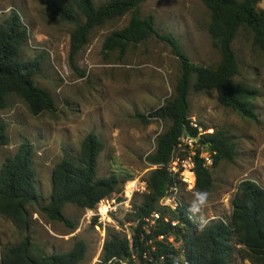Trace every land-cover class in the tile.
Here are the masks:
<instances>
[{
  "label": "rangeland",
  "instance_id": "obj_1",
  "mask_svg": "<svg viewBox=\"0 0 264 264\" xmlns=\"http://www.w3.org/2000/svg\"><path fill=\"white\" fill-rule=\"evenodd\" d=\"M48 1L0 0V24L16 10L27 26L29 40L21 56L25 60L43 58V73L34 78V83L52 94L57 107L55 112L33 115L22 99L10 95L7 107L0 109V122L7 127L9 140L7 145H0V169L7 157L29 141L34 146L39 194V202L28 205V232L0 215V264L3 252L27 237L36 258L67 253L83 240L87 252L82 264L101 261L108 234L131 240L137 225L132 220L134 206L147 192L146 180L154 168L147 158L155 151L157 138L169 127L168 122L156 119L145 123L138 114L149 116L171 99L179 77L177 58L156 37L130 47L124 56L114 52L104 57L106 37L127 26L130 14L94 29L88 44L72 61L71 34L75 26L53 15ZM106 1L95 0L97 5ZM258 9L264 10V0ZM141 15H153L157 31L174 35L193 63L215 67L220 62V52L208 32L210 11L201 0H150L141 5ZM233 48L240 65L234 80L258 91L252 104L256 119H244L222 106L215 92L192 90L189 95V119L200 135L222 132L234 147L232 161L210 166L214 183L203 212L210 222L222 220L228 224L239 183L251 179L264 188V52L255 46L253 34L244 29L239 31ZM91 132L105 143L98 159V176L115 173L121 180H129L121 193L102 200L93 210L66 205V217L76 224L72 229L50 220L41 209L50 200L55 165L78 157L82 141ZM202 151L209 152L207 148ZM186 155L187 149L182 146L174 158ZM179 190L178 197L188 212L196 191L184 185ZM162 211L171 216L169 210ZM176 244L177 252L183 255L182 242ZM228 264L252 263L237 251Z\"/></svg>",
  "mask_w": 264,
  "mask_h": 264
},
{
  "label": "trees",
  "instance_id": "obj_2",
  "mask_svg": "<svg viewBox=\"0 0 264 264\" xmlns=\"http://www.w3.org/2000/svg\"><path fill=\"white\" fill-rule=\"evenodd\" d=\"M147 1L150 0H108L100 5L95 0L48 1L53 15L75 26L71 34L72 61L88 44L94 29L130 14L127 26L106 37L102 47L104 57L114 52L124 56L130 47L156 37L171 49L179 64L173 97L149 116L138 114L145 123L156 119L168 122L169 127L157 138L156 149L147 158L155 168L148 174L147 192L141 203L134 206L132 220L137 225L133 228L132 238L108 234L101 261L96 264H160L161 256L165 258V264H228L237 251L252 264H264V188L254 180L239 183L232 198L229 224L215 220L201 231L184 212H170L171 220L180 219L185 224L182 228L159 221L147 232L144 221L156 211L165 215L158 203L167 190L179 182L177 175L168 168L183 136L196 138L200 134L189 119L192 90L215 92L222 106L244 119H256L252 104L258 91L234 80L240 73V65L233 43L239 31L244 29L253 34L255 46L264 52V10L258 9L263 0H201L210 11L208 32L221 55L215 67L193 63L174 35L157 31L153 15L142 17L141 5ZM28 40L27 26L21 15L12 10L0 24V109L7 107L10 95H16L28 105L33 115L55 112L57 107L52 94L34 83V78L43 73V58L25 60L21 56ZM8 142L7 127L0 122V145ZM198 145L194 156L195 191L210 193L214 179L211 168L201 158L202 150L208 149L213 158L212 167H216L221 161L233 160L234 147L219 131L201 135ZM104 148L105 143L91 132L82 141L78 157L66 158L55 165L50 200L41 209L50 220L75 229L76 224L64 213L66 205L93 210L102 200L121 193L128 177L121 180L115 173L104 178L98 176V159ZM33 155L34 146L24 141L0 169V215L24 232L31 228L28 205L39 202ZM159 236H165V240H158ZM171 236L176 242H182L183 255L167 243ZM86 252V243L79 240L67 253L36 258L27 237L3 252L2 264H82Z\"/></svg>",
  "mask_w": 264,
  "mask_h": 264
},
{
  "label": "built area",
  "instance_id": "obj_3",
  "mask_svg": "<svg viewBox=\"0 0 264 264\" xmlns=\"http://www.w3.org/2000/svg\"><path fill=\"white\" fill-rule=\"evenodd\" d=\"M193 125V124H192ZM194 127H197L193 125ZM200 134L198 137L194 138L189 135H185L182 138L181 143L179 144V148L185 146L187 149V155L185 158H174L172 163L170 164L168 170L173 174L177 175L179 182H175L173 186H171L164 197H162L158 203V207L162 209L169 210L170 212L182 213L184 212L189 219L191 220L190 214L185 210L184 205L181 203L179 199V186L184 185L189 190H195L196 186V175L194 171L195 162L194 156L196 155V150L200 146L198 142L200 140ZM201 158L204 159L205 165L210 167L213 165V158L210 152L204 153L202 151ZM155 168V167H154ZM133 191V190H132ZM145 221V230L150 232V230L157 226L159 221L170 222L174 227H183L185 224L178 220H171L170 217L162 215L160 211L153 212L149 217L144 218ZM192 221V220H191ZM158 240H165V236H159ZM167 243L171 244L175 248L177 247V242L173 236L167 238ZM154 249V248H153ZM147 257V256H145ZM160 264H165V258L163 256L160 257Z\"/></svg>",
  "mask_w": 264,
  "mask_h": 264
},
{
  "label": "clouds",
  "instance_id": "obj_4",
  "mask_svg": "<svg viewBox=\"0 0 264 264\" xmlns=\"http://www.w3.org/2000/svg\"><path fill=\"white\" fill-rule=\"evenodd\" d=\"M210 193L207 191H196L188 208L191 218L194 220L198 230L203 231L210 224V219L203 212L208 207Z\"/></svg>",
  "mask_w": 264,
  "mask_h": 264
}]
</instances>
